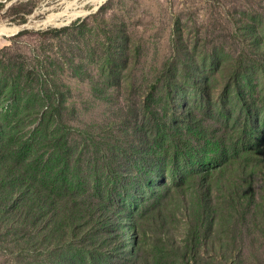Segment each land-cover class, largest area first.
Segmentation results:
<instances>
[{"label":"rangeland","instance_id":"obj_1","mask_svg":"<svg viewBox=\"0 0 264 264\" xmlns=\"http://www.w3.org/2000/svg\"><path fill=\"white\" fill-rule=\"evenodd\" d=\"M50 14L57 23L45 21ZM219 55L225 61L243 56L264 62V0H0V126L12 128L14 143L30 136L42 107L58 108L73 164L55 181V190L96 201L110 187L107 163L117 167L128 158L117 171L136 167L140 127L151 122L146 103L171 124L173 94L195 106L200 90L183 69L191 60L199 82L202 75L213 78V97L221 106L238 105L227 96V64L212 67ZM253 64L248 77L251 94H257L262 80ZM59 145L52 139L41 149L52 152ZM48 168L57 166L51 162ZM153 185L160 190L158 181ZM149 196L133 208L136 215ZM176 210L163 227L146 215L136 227L123 218L118 225L126 242L115 228L106 227L99 237L93 232L97 224H84L88 239L71 243L63 254L51 241L27 244L23 236L29 230L21 229L19 214L0 203V264H64L65 255L100 242L91 264H120L125 250L139 255L138 261H153L159 248L185 237L186 212L181 204ZM219 234L232 241L227 248L205 247L199 264H264V234L249 221ZM172 255L170 264H179V254ZM74 263L82 264L76 257Z\"/></svg>","mask_w":264,"mask_h":264},{"label":"trees","instance_id":"obj_2","mask_svg":"<svg viewBox=\"0 0 264 264\" xmlns=\"http://www.w3.org/2000/svg\"><path fill=\"white\" fill-rule=\"evenodd\" d=\"M247 58L225 61L219 55L212 66L219 70L222 63L227 64L231 73V77L227 74V96L233 95L238 102L234 109L224 108L213 97V78L202 75L198 81L193 70L196 64L191 60L183 69L200 90L195 106L178 101L173 94L171 124L146 103L151 122L140 127L136 167L117 171L129 160L119 161L114 151L110 152L118 160L117 167L112 161L106 164L110 187L106 196L96 201H84L75 194L66 197L57 186L55 190V181L73 164L68 133L59 127L62 121L58 108L42 107L35 127L29 129L30 136L19 137L14 143L12 128L6 132L0 126V203L13 207L21 229L29 230L23 240L37 245L51 241L60 245L55 251L64 254L70 251L71 243L88 239L84 224H97L94 235L102 237L106 227L115 228L121 241L126 242L118 225L123 218L136 227L146 215L153 225L163 227L178 214L180 204L188 222L181 242L159 248L152 253L153 261H138L139 255L125 250L120 264H170L172 253L181 257L175 259L179 264H199L205 247L216 244L227 248L232 241L219 234L220 230L246 221L264 234V62ZM253 63L258 65L262 80L257 94H251L248 77ZM172 78L176 83L177 75ZM8 113L13 115L11 110ZM52 139L60 145L52 152L48 148L42 151ZM118 149L121 152V145ZM51 162L57 169L48 168ZM155 180L161 191L153 185ZM147 192L151 201L136 215L133 208L138 207L139 200H145ZM100 244L71 252L62 263L75 264L76 257L82 264H91L93 253L103 246Z\"/></svg>","mask_w":264,"mask_h":264},{"label":"bare ground","instance_id":"obj_3","mask_svg":"<svg viewBox=\"0 0 264 264\" xmlns=\"http://www.w3.org/2000/svg\"><path fill=\"white\" fill-rule=\"evenodd\" d=\"M57 17H56V15H54V14H50L48 17H47V19L45 20L46 22H50L52 19H56ZM52 23H54V22H52ZM57 23V22H56Z\"/></svg>","mask_w":264,"mask_h":264},{"label":"water","instance_id":"obj_4","mask_svg":"<svg viewBox=\"0 0 264 264\" xmlns=\"http://www.w3.org/2000/svg\"><path fill=\"white\" fill-rule=\"evenodd\" d=\"M56 21H57V18L56 19H52L50 22H56ZM59 23H63V20H60Z\"/></svg>","mask_w":264,"mask_h":264}]
</instances>
